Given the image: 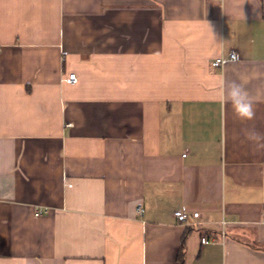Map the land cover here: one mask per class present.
Instances as JSON below:
<instances>
[{
  "label": "crops",
  "instance_id": "obj_1",
  "mask_svg": "<svg viewBox=\"0 0 264 264\" xmlns=\"http://www.w3.org/2000/svg\"><path fill=\"white\" fill-rule=\"evenodd\" d=\"M259 12L0 0V264H264V150L243 132L264 133ZM221 78L254 120L219 102Z\"/></svg>",
  "mask_w": 264,
  "mask_h": 264
},
{
  "label": "clouds",
  "instance_id": "obj_2",
  "mask_svg": "<svg viewBox=\"0 0 264 264\" xmlns=\"http://www.w3.org/2000/svg\"><path fill=\"white\" fill-rule=\"evenodd\" d=\"M247 2L252 4L253 11L259 17L261 15L259 9L262 5H264V0H247ZM232 59L233 61L238 60L236 53L232 54ZM219 102L221 104H230L234 114L241 121H252L255 119V100L243 82L221 78L219 87ZM243 132L254 150H264V133L259 132L254 127L246 128Z\"/></svg>",
  "mask_w": 264,
  "mask_h": 264
},
{
  "label": "built area",
  "instance_id": "obj_3",
  "mask_svg": "<svg viewBox=\"0 0 264 264\" xmlns=\"http://www.w3.org/2000/svg\"><path fill=\"white\" fill-rule=\"evenodd\" d=\"M233 53H236L235 51H231L227 57H220V58H217L215 61L212 62V67L215 68V69H219V68H222L224 67L226 64L230 63V62H236V61H233L232 59V54ZM238 56V54H237ZM238 60H239V56H238ZM67 82L69 83H76L77 82V75L76 74H70L68 76V78L66 79ZM142 209H139V213H141ZM46 212L44 211H36V216H41L43 214H45ZM199 213H194L193 216L189 215L187 212H183V211H177L174 213V217L176 219H178L179 221H181L182 223L184 224H187V225H195L196 223H193L192 222V219H197L199 218ZM216 240L213 239V238H209V237H203L201 239V242L202 244L204 245H207V244H210V243H213L215 242Z\"/></svg>",
  "mask_w": 264,
  "mask_h": 264
}]
</instances>
